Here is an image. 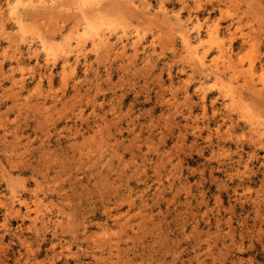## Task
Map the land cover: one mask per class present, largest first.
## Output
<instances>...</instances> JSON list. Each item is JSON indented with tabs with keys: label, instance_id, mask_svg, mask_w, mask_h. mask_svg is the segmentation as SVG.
<instances>
[{
	"label": "rangeland",
	"instance_id": "1",
	"mask_svg": "<svg viewBox=\"0 0 264 264\" xmlns=\"http://www.w3.org/2000/svg\"><path fill=\"white\" fill-rule=\"evenodd\" d=\"M50 1L0 0V264H264V0Z\"/></svg>",
	"mask_w": 264,
	"mask_h": 264
},
{
	"label": "bare ground",
	"instance_id": "2",
	"mask_svg": "<svg viewBox=\"0 0 264 264\" xmlns=\"http://www.w3.org/2000/svg\"><path fill=\"white\" fill-rule=\"evenodd\" d=\"M43 1H45V0H29V3H30V5H33V7H34V5H35V7L37 6V7H46V5H43L42 6V3H43ZM50 1V0H49ZM78 1H80V3L82 2V3H84L85 5H86V3H88V4H90V5H92L91 7H93V4H100V2H101V0H78ZM103 1V0H102ZM128 1V0H127ZM51 2V1H50ZM29 3H27V4H29ZM81 3V4H82ZM131 3H133L132 2V0H130V4ZM146 3V2H145ZM48 4V3H47ZM49 4H51V3H49ZM53 4V3H52ZM147 5V4H146ZM150 5V4H149ZM51 6V5H50ZM95 6V5H94ZM97 6V5H96ZM132 6V5H131ZM134 6H135V4H134ZM86 7V6H85ZM89 7V6H88ZM137 7V6H136ZM1 8L2 7H0V10H1ZM49 8V7H48ZM90 8V7H89ZM144 8H145V5H144ZM11 10H13V9H11ZM11 10H9V12H8V17L10 18V19H12V20H15L14 22L17 24V20H16V17H15V15L16 14H14V10L13 11H11ZM175 16H177V15H175ZM181 18V17H180ZM181 23V22H180ZM93 24V23H92ZM98 24V23H97ZM178 24H179V22H178ZM94 25H96L95 23H94ZM17 26H18V24H17ZM180 26V25H179ZM94 27V26H93ZM89 28L90 29H92V27L89 25ZM96 28V27H95ZM181 27H179V29H180ZM181 29H183V27L181 28ZM189 31H190V29H189ZM182 32L183 33H181V30H180V33L181 34H183V36L180 34V38H181V40H182V43H181V45H183V46H185V48L186 49H188L187 50V52L190 50L193 54H191V56L192 57H190V55H188L189 57H190V60L194 57V59L195 60H197V63H198V66L200 67V68H202V69H205V70H211L212 69V67L210 66V65H208V64H206V55H207V52H204V53H201V54H198V52L196 51V49H194L193 48V40H192V38L190 37V34L188 33V31L186 30L185 32L182 30ZM216 32V31H215ZM98 40V42H101V41H99L100 39H97ZM197 40H199V38L197 37L196 38V41ZM183 49H184V47H183ZM184 51H186V50H184ZM189 54H190V52H189ZM196 57V58H195ZM194 59H192L191 60V63L194 65V63H196V61L194 60ZM194 60V61H193ZM193 61V62H192ZM197 63H196V65H197ZM196 65H195V67H196ZM199 68V69H200ZM208 72V71H207ZM204 73V72H203ZM210 73H212V71L210 72ZM21 81V82H20ZM19 82L20 83H22L23 82V80H19ZM17 84V83H16Z\"/></svg>",
	"mask_w": 264,
	"mask_h": 264
}]
</instances>
